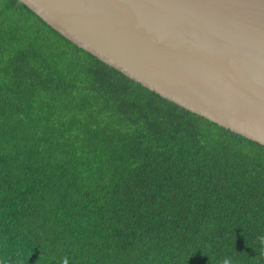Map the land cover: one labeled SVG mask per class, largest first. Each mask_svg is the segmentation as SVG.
<instances>
[{
    "label": "trees",
    "instance_id": "trees-1",
    "mask_svg": "<svg viewBox=\"0 0 264 264\" xmlns=\"http://www.w3.org/2000/svg\"><path fill=\"white\" fill-rule=\"evenodd\" d=\"M264 146L0 0L1 264H264Z\"/></svg>",
    "mask_w": 264,
    "mask_h": 264
},
{
    "label": "water",
    "instance_id": "water-1",
    "mask_svg": "<svg viewBox=\"0 0 264 264\" xmlns=\"http://www.w3.org/2000/svg\"><path fill=\"white\" fill-rule=\"evenodd\" d=\"M19 1L126 77L264 146V0Z\"/></svg>",
    "mask_w": 264,
    "mask_h": 264
},
{
    "label": "clouds",
    "instance_id": "clouds-1",
    "mask_svg": "<svg viewBox=\"0 0 264 264\" xmlns=\"http://www.w3.org/2000/svg\"><path fill=\"white\" fill-rule=\"evenodd\" d=\"M262 243H264V236L259 237ZM60 264H69L68 257H63L60 260ZM221 264H232V261L229 258H224L221 262Z\"/></svg>",
    "mask_w": 264,
    "mask_h": 264
}]
</instances>
